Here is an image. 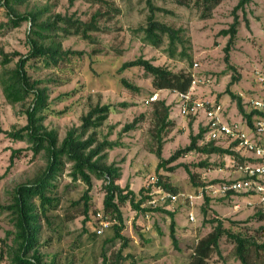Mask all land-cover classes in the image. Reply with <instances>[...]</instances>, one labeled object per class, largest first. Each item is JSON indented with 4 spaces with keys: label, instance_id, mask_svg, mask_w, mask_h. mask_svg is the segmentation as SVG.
Here are the masks:
<instances>
[{
    "label": "rangeland",
    "instance_id": "1",
    "mask_svg": "<svg viewBox=\"0 0 264 264\" xmlns=\"http://www.w3.org/2000/svg\"><path fill=\"white\" fill-rule=\"evenodd\" d=\"M180 1L111 0L118 13L87 0H32L17 7L20 13L40 12L42 22L55 15L88 22L96 11L100 12L97 19L99 31L90 32L89 39L63 32L53 37L60 43L62 51L80 54H68L57 65L46 66L34 60L27 66L30 78L42 81L40 87L47 89L46 108L39 115L43 118V126L55 130L58 139L62 140L69 129L80 126L82 116L89 109L97 104L109 105L107 119L96 129L95 136L98 142L117 143L114 148L101 151V163L113 164L120 171L116 184L121 188L127 185L138 193L150 177H161L163 183L175 187L174 193L197 194L202 191L203 196L209 199L207 204H204L203 196L196 201L192 209L193 221L188 220L190 208L184 204L165 208L174 214L176 246L169 235L170 218L166 213L140 212L129 203L121 204V234L127 239L122 254L127 258L120 264H186L195 243L212 230V218L223 220L224 226L234 232L246 233L259 243L264 241V217L259 216L264 215V208L248 206L244 195L220 197L211 190L219 182L224 183L237 176L235 163L229 156L190 152L156 169L159 160L155 154L156 126L152 119V105H145L143 101L157 93V101L165 100L171 107L169 120L172 125L162 133L160 152L163 160L176 149L188 145L189 135L196 134L200 124L193 117L181 116L172 93L155 90L151 85L152 77L142 68L117 72L122 63L141 57L174 73L210 77V83L197 87L195 92L203 97L219 96L225 117L231 121L241 118L235 100L224 94L231 76L239 78L230 89L241 98L246 112L249 100L264 94V84L258 83L255 77V71L264 75V0H252L243 11L235 12L239 25L229 52V63L234 70L228 68L223 60L228 36L219 32L233 22L232 9L238 0H222L208 17L202 16L203 10L195 5V0ZM148 3L154 9L155 20L175 32L173 40L163 34L158 45L149 43L144 31L150 13ZM6 19L0 10V49L4 53L25 55L28 52V23L12 28ZM61 25L58 24L59 27ZM46 43L50 42L47 40ZM16 59L8 68L13 67ZM120 79L133 88H126ZM29 103L28 99L23 104H8L0 88V129L10 131L24 126L25 109ZM126 125H132L131 129L123 131ZM91 133L92 130H88L84 138ZM26 147L25 142L14 141L0 133V240L12 229L8 212L3 209L11 202V190L18 184L33 180L45 167L43 154L33 156L31 151L24 150ZM15 149L23 151L11 165L10 155ZM237 152L245 156L244 152ZM177 164L180 166L169 171ZM68 167L57 181L60 204L52 214L55 231L41 222L37 244L41 261L47 264H103L101 243L111 235V230L102 234L93 230L97 226L94 220L96 213L103 212V181L92 176L89 212L85 220L83 203H76L85 186L70 182ZM187 169L194 175L193 181ZM219 244L220 255H213L208 264H240L232 242L223 237ZM120 245V242H115L102 248L109 262L116 259ZM1 247L0 241V252ZM0 264H9V261L4 259Z\"/></svg>",
    "mask_w": 264,
    "mask_h": 264
},
{
    "label": "trees",
    "instance_id": "2",
    "mask_svg": "<svg viewBox=\"0 0 264 264\" xmlns=\"http://www.w3.org/2000/svg\"><path fill=\"white\" fill-rule=\"evenodd\" d=\"M32 0H0V10L5 13L7 23L12 28H18L21 23H28V32L26 35L28 52L21 55L17 52L4 53L0 49V88L6 102L10 105L23 104L28 99L29 106L25 109L26 124L20 128H14L10 131H2L7 137L14 141L25 142L27 147L24 150L32 152L33 156L40 153L45 157V167L31 181L16 185L11 190V202L3 207L8 212V219L12 229L7 232V236L1 239L2 249L0 252V261L8 260L9 264H47L41 261V255L37 249L38 235L42 227V223L49 230H54L52 214L60 204V198L57 195V181L63 174L68 165L67 176L72 183H81L85 189L76 201L77 204L83 203L84 219H87L89 212V200L92 190V176L102 180L103 200H102V218L111 222L105 230H111V235L102 240L101 256L103 264H120L126 260L127 256H123L122 250L127 246V239L121 234L123 229V219L120 211V205L129 203L130 206L137 211L163 212L169 218V235L174 246L177 241L175 239V222L174 214L163 207L143 206L149 199L147 189L142 187L138 193H135L126 185L121 188L116 181L120 179V171L113 164L104 165L101 163V151L104 149H112L117 146L115 142H107L106 140L98 142L95 136L96 129L102 126L107 119L110 106L95 105L82 116L81 124L77 128L69 129L62 140L58 139L57 132L53 129H47L43 126V118L39 115L46 108L47 95L46 88L40 87L42 81L30 78L27 73V66L34 60H39L48 66L50 64L57 65L58 61L68 54H80L71 51H62L59 42H55L58 32L65 34H74L81 36L83 39H89L90 32L99 31L97 19L100 12L96 11L88 22H82L78 19L55 15L46 22L40 21V12H22L17 7L25 5ZM90 3L100 4L112 10L114 13L119 11L113 7L111 0H87ZM222 0H195L194 3L203 10V17H208L211 11L220 4ZM252 0H238L232 9L233 22L227 29L221 30L220 35L228 36L227 43L224 47L223 60L227 67L234 70V66L229 63V52L234 44V39L239 25L238 17L235 12L241 10L251 3ZM111 2V3H110ZM149 2V1H148ZM179 2H181L179 0ZM149 4V3H148ZM150 13L147 16V26L145 27V37L151 45H158L160 35L167 34L171 40L175 36V32L165 25L158 23L154 18V9L149 4ZM158 10V9H155ZM58 24H62L59 27ZM47 40L50 43H46ZM12 68H8L14 59ZM142 68L152 77L151 85L155 90H169L175 92H186L190 86L191 74L184 72H171L164 67L153 65L150 61L141 57L121 64L118 73L128 68ZM238 77L231 76V81L224 90L231 99L235 100L237 109L241 117L247 122L248 126H252L251 117L253 112H246L243 109L242 100L235 95L230 87L238 81ZM120 82L128 89H132L124 79ZM219 96L215 97V101L219 102ZM152 119L155 121L156 132L155 141L157 149L156 157L159 160L157 170L163 164L176 161L178 158L190 152L201 154H216L220 156H229L232 163L245 164L254 162L248 156H242L239 152L234 151L232 146L222 147L213 141L199 144L204 137V129L199 128L196 134L189 135V143L184 147L176 149L173 154L166 160L161 157L162 133L172 125L169 120L170 105L165 100L153 101ZM132 125H126L123 131L131 129ZM88 130H92L90 135L84 138ZM23 151V149L12 150L10 155V164L14 163V159ZM180 166L179 164L171 167L169 171ZM189 178L193 181L194 175L187 169ZM157 179V185L166 191L175 192V187L163 183ZM216 182V181H215ZM223 182H219L221 184ZM204 204L209 202L206 196H203ZM264 217V215L259 214ZM42 222V223H41ZM210 223L213 224L212 230L204 237L200 238L192 247V252L186 264H208L213 255H220V240L225 237L234 244V254L240 264H264V241L257 242L253 237L247 236L241 231L234 232L231 228L224 226L223 220L212 218ZM104 230V231H105ZM55 231V230H54ZM103 231V232H104ZM96 236V235H94ZM120 242L121 247L116 252V259L110 261L104 254L102 249L106 244H114ZM53 264V263H49ZM131 264H135L131 262Z\"/></svg>",
    "mask_w": 264,
    "mask_h": 264
},
{
    "label": "built area",
    "instance_id": "3",
    "mask_svg": "<svg viewBox=\"0 0 264 264\" xmlns=\"http://www.w3.org/2000/svg\"><path fill=\"white\" fill-rule=\"evenodd\" d=\"M256 81L264 84V75L255 71ZM210 83V77L191 75L190 86L186 92L169 91L175 98L178 113L183 117L195 118L200 127L204 129V137L200 143L213 141L217 144L232 146L234 151H242L245 156L253 159L254 162L245 164H235L236 177L211 187L213 193L223 197L226 195H244L247 197L248 206H258L264 208V94L249 100L247 112H253L251 117L252 126L241 117L239 121L226 119L225 111L220 102L214 98L197 95L195 89L201 85ZM158 94L154 93L143 101L149 105L157 99ZM157 179L152 176L145 185L148 190V201L146 206L169 208L170 205L184 204L190 208L188 220L193 221L192 212L196 201L203 196V192L194 193H174L166 191L157 185ZM237 207V206H236ZM94 220L97 226L93 229L96 234H102L111 224L103 219L100 213H96Z\"/></svg>",
    "mask_w": 264,
    "mask_h": 264
}]
</instances>
